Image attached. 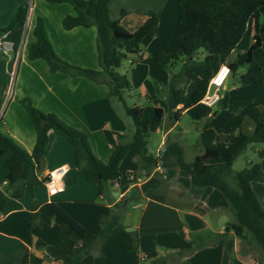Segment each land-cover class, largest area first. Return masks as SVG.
<instances>
[{
    "label": "crops",
    "instance_id": "crops-1",
    "mask_svg": "<svg viewBox=\"0 0 264 264\" xmlns=\"http://www.w3.org/2000/svg\"><path fill=\"white\" fill-rule=\"evenodd\" d=\"M27 2L31 5L27 26L24 28L21 45L15 53L12 48L13 36L19 27L0 34V77L8 86L7 93L0 96V109L4 108L1 129L28 151L34 149L36 126L23 102V98L28 96L41 110L55 112L68 125L85 131L94 153L103 161H108L114 145L131 136L133 125L117 100L109 96L108 85L104 81L83 75H72L64 71L52 72L45 59H29L27 56L28 45L36 39L33 33L36 18L41 15L54 49L62 59L77 66L99 69L96 27L76 26L65 29L62 26L63 18L74 13L70 3L0 0V28L9 23L18 4ZM110 6L116 17L121 16L123 9L127 11L121 16V23L131 31L144 23L147 11L160 12V23L155 35L143 40V46L138 53L130 54L138 56L141 60L138 61L147 63L152 71H159L160 66L152 56L153 52L158 49L174 51L180 46L179 35L185 32V28L178 23V0H111ZM165 19L173 24L178 23L183 30L179 28L172 34H165ZM251 27L252 20L247 30L252 37ZM243 39L244 37L231 53L225 55L231 58L236 53L231 62L251 44L248 42L241 49ZM260 63L264 68V61ZM234 77L235 71H232L229 76L232 83ZM131 78L134 85L139 83L133 79V73ZM156 82L152 72L143 81V87L149 96V106L153 108L161 106L154 103L150 93V87ZM199 104L216 108L214 115L222 108L219 104L209 106L202 101ZM193 106L181 109V105H178L171 110L161 106L162 117L155 113L163 122V126L158 129L162 137L156 156L162 157L169 144H179L186 161H192L196 155L203 153L201 140L195 145L190 144L186 137L188 132L178 128L183 113L191 111ZM143 113L145 117V107ZM199 114L200 111H197V115ZM197 131L200 135L199 129ZM224 135L218 134L217 139ZM187 150H191L188 159L185 157ZM6 159L7 155L0 156V200L5 194L3 185L8 171ZM44 160L42 177L57 167L68 168L62 180L63 189L50 195L47 185L41 183L33 190L27 188L20 198L6 200L4 211L0 213V264L6 263L12 254H16L18 263L20 260L23 262L24 246L43 256L45 264H59L47 257L43 250L34 248L38 238L50 244L59 239L62 219L48 203H58L78 222L98 233L103 219L114 212L115 205L128 197L135 186L139 188L138 200L130 202L129 209L124 213L123 223L133 236L137 246L134 249H138L137 258L131 254L134 249L124 251L118 236L113 235L94 250L96 264H141L140 259L149 252L168 254L178 250L184 251V254L177 259H170L168 264H237L236 261L238 264H264V253L260 246L251 241L239 242V237L233 232L220 241L194 248L199 243L211 242L215 236L224 232L229 222H222V227L217 228L214 221L210 222V218L223 220L225 211L231 218L230 221H233L235 214L220 189L214 186L196 187L190 174L178 166L166 170L163 163L159 162L148 172L142 169L136 153L129 150L120 164L121 171L127 176L106 183L103 192L99 193V186L89 181L84 174H78L74 183H68L67 180L72 178L77 169L75 147L61 134L50 132ZM173 160L174 156L171 161ZM262 166L264 169L263 163ZM255 182L264 181H253V186ZM33 215L37 219L28 227ZM26 225L28 231L25 233L23 228ZM230 237L233 242H227ZM139 250H143L144 254ZM230 257L234 258L232 262ZM255 257L263 262L254 260Z\"/></svg>",
    "mask_w": 264,
    "mask_h": 264
},
{
    "label": "trees",
    "instance_id": "trees-1",
    "mask_svg": "<svg viewBox=\"0 0 264 264\" xmlns=\"http://www.w3.org/2000/svg\"><path fill=\"white\" fill-rule=\"evenodd\" d=\"M46 1L70 3L73 6L74 13L66 15L62 20L65 29L76 26L96 27L100 68H85L62 59L54 49L41 15L36 18L33 29L36 39L28 45V58L45 59L52 72L64 71L104 81L109 87V96L120 101L125 114L131 117L132 132L129 138L119 140L108 161H103L94 153L85 131L68 125L55 112L41 110L30 97H24L23 102L36 126L37 139L30 152L0 127V156L7 155L5 165L8 170L4 184L5 194L0 200V213L4 211L7 199L20 198L27 188L33 190L46 180L47 175L42 177L37 168L44 158L49 134L53 131L64 136L75 147L77 169L72 178L67 180L68 183H74L78 174H84L89 181L99 186V193H102L106 183L127 176L121 171L120 164L129 150L136 153L142 169L148 172L159 162L163 163L166 170L178 166L190 174L196 187L214 186L220 189L230 201L235 214V220L227 222L223 233L215 236L211 242L199 243L194 248L220 241L233 232L245 241L253 240L264 253V208L252 185L253 181H264L263 166L260 162H251L235 173L232 169L236 158L249 145L264 144V105H255L248 112L253 121L252 132L243 130L245 117L241 114V104L238 103L231 106L234 112L230 117L231 126L223 138L217 139L218 134L223 133L221 128L211 126L208 121L198 123L204 151L192 161H186L179 144H169L163 156L158 157L149 149V120L144 117V108L128 102V97L134 95L130 71L120 68L124 59L140 51L145 38L155 35L160 23V12L147 11L144 23L131 31L121 23V16L127 11L123 9L121 16L116 17L110 6L111 0ZM29 8V2L18 4L9 23L0 28V34H3L19 27L13 36L14 51L21 45ZM178 10V23L185 28V32L178 37L180 46L172 52L158 49L152 54L160 67L169 68L172 72L167 95L169 110L178 105H181V109H186L201 102L215 73L213 59L218 55H227L237 47L248 30L250 20L253 41L228 65L231 71H236L240 65H247L246 72L239 79L242 85L260 84L264 81L263 67L255 57L258 49L264 51V0H178ZM201 48L206 51V56L204 59H197L195 56ZM5 85L0 77V96L4 93ZM226 99L227 95L222 96L218 104L227 106ZM154 109L156 115L162 117L163 107L155 106ZM258 153L264 158V148L258 150ZM173 156L174 160L171 161ZM138 192L139 188L133 187L130 195L115 205L114 212L103 219L98 233L78 222L58 203L49 202V207L62 219L59 239L50 244L38 238L34 248L43 250L47 257L59 264H96L94 250L113 235L118 236L124 251L133 250L137 246L123 223V217L130 202L138 200ZM36 219L37 216L33 215L28 227ZM182 254V250L168 254L149 252L146 258L151 259L152 264H168L170 259H177ZM22 260L24 264H45L43 256L26 246Z\"/></svg>",
    "mask_w": 264,
    "mask_h": 264
},
{
    "label": "rangeland",
    "instance_id": "rangeland-1",
    "mask_svg": "<svg viewBox=\"0 0 264 264\" xmlns=\"http://www.w3.org/2000/svg\"><path fill=\"white\" fill-rule=\"evenodd\" d=\"M26 27V25H25ZM183 28L178 24H173L170 22V20H166L163 23V31L165 34H172L177 31V29ZM253 38L251 37L249 31L246 32V35L244 36V39L240 45V48L243 49L248 42L252 43ZM141 46H143L141 44ZM14 51V50H13ZM16 51H14L15 53ZM236 53H233V55L230 57H226L225 55H218L216 56L212 61V67L214 72L217 71V69L220 67L221 64L227 63L229 64L235 57ZM153 56V55H152ZM206 56V51L201 48L199 49L198 53L196 54L197 59H204ZM136 55H130L128 58L124 59L122 62V66L120 70H129L130 71V77L131 73H133L134 80H137L139 83L137 85H134L133 83V96L128 97V102L130 104H138L141 105L143 108L145 107V118L149 120V139H148V145L151 149V153L156 155L157 153V147L161 141L162 134L158 129H160L163 126V122L155 115L154 108L150 107L149 104V96L143 87V81L145 80V76L148 75L150 72H152V75L154 77V80H157L156 83H154L150 87V93L153 98L154 103L157 105L164 106L166 110L168 109L167 105V95H168V84L171 77V69L160 67L159 71H152L150 67H148L147 63H140V58ZM255 57L258 59V61H264V51L263 49H258L255 53ZM140 60V61H138ZM262 65V64H261ZM247 70V65L243 64L240 65L236 71H235V77H234V85L232 87H228L227 81L222 90L221 95L225 96L227 95V106H223L221 108V111L214 115V112L216 108L214 107H208L204 104H197L192 107L191 111H186L183 113V115L180 118L179 126L178 128H182L186 130L187 133V140L190 144H196L200 140V135L197 131L198 129V123L203 121H208L210 125L220 127L223 130V133L226 134L229 132V127L231 125L230 123V117L234 113L231 106L236 104H241L240 112L244 115V125L243 130L245 132H252L253 130V121L249 117L248 112L251 107L258 105L263 106L264 105V81L260 84H249V85H242L239 81L241 75L245 73ZM263 76H264V68H263ZM11 80H14V78H11ZM132 80V78H131ZM229 80V78H228ZM11 86V83L9 84ZM8 86L7 83L5 85L4 93H7ZM118 105L122 107V103L120 101H117ZM197 111H200V114L197 115ZM4 112V108L2 107L0 109V118L2 117ZM132 121L131 117H129ZM166 146V145H165ZM168 147V146H167ZM264 148L263 143H254L249 145L246 150L241 153L236 160L234 161L232 165L233 173L239 171L243 167L247 166L251 162H260L261 164H264V158H261L258 150ZM186 158H190L191 156V150H187ZM184 174H186L185 171H183ZM4 186V185H3ZM256 194L258 195V198L260 200V203L262 207L264 208V182H255L253 186ZM228 200V199H227ZM229 204L230 201L228 200ZM223 220H220V218L216 221L215 219L210 218V222L214 221V225L217 228L222 227V222L230 221L231 218L228 216V214L224 211L223 212ZM28 227L27 225L25 228H23V232H27ZM230 237L227 242H233V240ZM239 239V242H245L243 239ZM198 241V240H197ZM251 242H254L251 240ZM141 249V248H140ZM141 253H143V250H139ZM166 253V252H163ZM131 254L134 255L137 258L138 249H134L131 251ZM144 254V253H143ZM2 256L0 252V257ZM232 257H230V260L232 262ZM254 260H261L262 259L255 257ZM9 261L12 262V264H23V262L20 260H17L16 254H12L8 261L4 264H7ZM141 264H152L146 256H144L142 259H140ZM238 264V261H236Z\"/></svg>",
    "mask_w": 264,
    "mask_h": 264
},
{
    "label": "built area",
    "instance_id": "built-area-1",
    "mask_svg": "<svg viewBox=\"0 0 264 264\" xmlns=\"http://www.w3.org/2000/svg\"><path fill=\"white\" fill-rule=\"evenodd\" d=\"M231 72L227 63L221 64L209 81L206 93L201 101L209 106L218 104L222 98L221 90L228 81ZM67 172L68 168L66 166H61L47 173V178L44 183L47 185L50 195H54L63 189L62 180Z\"/></svg>",
    "mask_w": 264,
    "mask_h": 264
},
{
    "label": "water",
    "instance_id": "water-1",
    "mask_svg": "<svg viewBox=\"0 0 264 264\" xmlns=\"http://www.w3.org/2000/svg\"><path fill=\"white\" fill-rule=\"evenodd\" d=\"M30 8H31V5H30ZM30 8H29L28 16H29V13H30ZM27 21H28V17H27ZM26 26H27V22H26ZM228 81H229V82H228V87H232V86H233L232 79L229 78ZM44 167H45V160H44V158H42V159H41V164H40V166L37 168V172H38V173H41V172L43 171Z\"/></svg>",
    "mask_w": 264,
    "mask_h": 264
}]
</instances>
